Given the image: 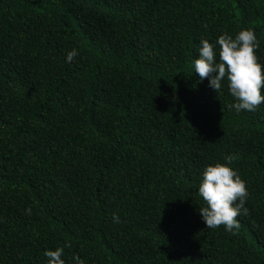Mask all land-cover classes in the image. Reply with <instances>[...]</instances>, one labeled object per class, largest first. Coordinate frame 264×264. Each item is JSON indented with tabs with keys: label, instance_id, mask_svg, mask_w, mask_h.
I'll return each instance as SVG.
<instances>
[{
	"label": "trees",
	"instance_id": "1",
	"mask_svg": "<svg viewBox=\"0 0 264 264\" xmlns=\"http://www.w3.org/2000/svg\"><path fill=\"white\" fill-rule=\"evenodd\" d=\"M244 27L264 64V0H0V264H264V103L236 112L191 69ZM228 153L235 232L198 212Z\"/></svg>",
	"mask_w": 264,
	"mask_h": 264
},
{
	"label": "clouds",
	"instance_id": "2",
	"mask_svg": "<svg viewBox=\"0 0 264 264\" xmlns=\"http://www.w3.org/2000/svg\"><path fill=\"white\" fill-rule=\"evenodd\" d=\"M259 41L250 27L239 29L235 34L221 33L214 41L201 38L197 55L191 69L200 80L208 78L209 86L218 92L226 82L228 92L233 97L229 108L236 112L255 111L264 103V64L256 54ZM77 49H71L66 56L71 60ZM237 158L235 153L225 154L223 161L206 165L198 184V194L204 204L198 207L199 215L207 228L224 226L225 231L235 232L240 227L238 215L248 212L245 201L248 195L247 183L232 166ZM31 213V208H26ZM114 222L119 217L114 213ZM46 264H66L64 247L45 248ZM72 264H83L78 255Z\"/></svg>",
	"mask_w": 264,
	"mask_h": 264
}]
</instances>
